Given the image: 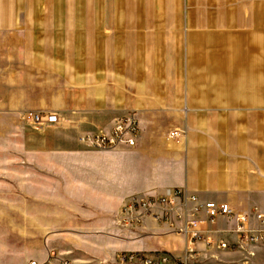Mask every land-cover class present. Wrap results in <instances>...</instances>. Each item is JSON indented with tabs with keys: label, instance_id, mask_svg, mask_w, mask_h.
Masks as SVG:
<instances>
[{
	"label": "crops",
	"instance_id": "0c3cea01",
	"mask_svg": "<svg viewBox=\"0 0 264 264\" xmlns=\"http://www.w3.org/2000/svg\"><path fill=\"white\" fill-rule=\"evenodd\" d=\"M0 77V109L61 119L26 121L27 153L79 154L82 137L132 114L140 134L120 152L125 203L179 190L229 204L257 227L264 0H0ZM200 220L203 238L237 242L236 222ZM131 226L122 231L126 253L185 257L186 235L147 217ZM195 249L197 264H264V245L226 251L199 241Z\"/></svg>",
	"mask_w": 264,
	"mask_h": 264
},
{
	"label": "rangeland",
	"instance_id": "374dc122",
	"mask_svg": "<svg viewBox=\"0 0 264 264\" xmlns=\"http://www.w3.org/2000/svg\"><path fill=\"white\" fill-rule=\"evenodd\" d=\"M26 121L0 109V264H120L132 228L122 211L126 147L27 153Z\"/></svg>",
	"mask_w": 264,
	"mask_h": 264
},
{
	"label": "built area",
	"instance_id": "2783aa9c",
	"mask_svg": "<svg viewBox=\"0 0 264 264\" xmlns=\"http://www.w3.org/2000/svg\"><path fill=\"white\" fill-rule=\"evenodd\" d=\"M28 121L35 127L55 126L61 122L55 113L44 111L27 115ZM140 134V124L134 115H128L118 120L109 133L99 132L86 135L81 142L98 150H115L118 148H133L137 145ZM172 137L176 133H172ZM191 205L192 209L180 211L183 206ZM125 221L128 224L140 223L142 217H147L159 224H166L178 233L190 238V244L183 259L166 253H125L119 258L120 264H197L195 243L203 241L207 246H213L226 251H246L250 246L264 245V214L257 208L253 216L257 227L251 228L245 215H238L229 204L216 202H201L195 196H186L179 190L168 189L163 194L149 197H133L122 208ZM213 222L219 217H225L230 222H236L235 230L238 240L235 244L227 241H211L203 238L200 224L201 216ZM179 223H181L179 225ZM31 264H56L52 262ZM59 264H70L60 262Z\"/></svg>",
	"mask_w": 264,
	"mask_h": 264
}]
</instances>
